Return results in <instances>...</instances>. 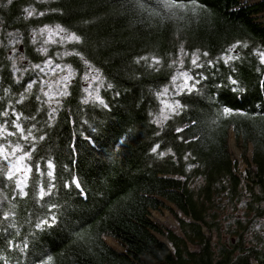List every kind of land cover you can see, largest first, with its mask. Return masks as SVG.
I'll return each instance as SVG.
<instances>
[{"label": "trees", "instance_id": "1", "mask_svg": "<svg viewBox=\"0 0 264 264\" xmlns=\"http://www.w3.org/2000/svg\"><path fill=\"white\" fill-rule=\"evenodd\" d=\"M263 14L264 0L1 1L0 264H264L238 218L264 217ZM57 26L79 42L45 44ZM164 209L180 232L153 222ZM223 214L240 234L216 250Z\"/></svg>", "mask_w": 264, "mask_h": 264}, {"label": "rangeland", "instance_id": "2", "mask_svg": "<svg viewBox=\"0 0 264 264\" xmlns=\"http://www.w3.org/2000/svg\"><path fill=\"white\" fill-rule=\"evenodd\" d=\"M1 1H9V0H0ZM250 3H257L261 0H247ZM262 21H264V14L262 15ZM56 28L57 27H52V28H48L52 30V34H50L49 32H44L41 33V31L39 32V34L41 35V37H43L44 43L47 45H61L63 43H65L68 40V36L70 34L64 32H56ZM47 41V42H45ZM73 42V41H70ZM18 45H21L20 41L18 43ZM185 57L186 54L181 55L178 59V73L176 74V77H178L181 80L180 82H176L173 81L172 84H174V89H177L178 92L182 87V83L185 84V80H187V84L189 85V78L188 76L185 77L184 75H182L183 73H186V63H185ZM20 61H23V58L19 59ZM59 66V67H58ZM58 66H54V70L53 73L56 74V85L59 86L62 85L63 89H66L65 86L70 85L75 77V74L73 72V70L66 66L64 67L63 65H58ZM69 69L71 70V74L69 72ZM65 77H67V79H65ZM81 80L83 81L84 84V88L86 90L87 95L90 96H95L97 94V89L101 86L102 81L99 78V76L96 74V72H91L89 74H85L82 76ZM166 105L171 106L169 103H166L164 105V109H163V114H162V120L166 119L169 115V113L171 111H173L172 107H166ZM166 117V118H165ZM232 131V130H231ZM234 133V132H233ZM230 134V133H229ZM234 146H231L229 143V151L232 155V159L234 161H238L239 162V166L237 167V171H244L245 168V163L243 162V156H244V148H243V144L242 142H240V140L238 141L236 139L235 133H234ZM248 156L249 159L252 160L253 157V147L249 146L248 148ZM167 205L171 206L170 204L167 203ZM172 207V206H171ZM175 211H177V209L175 208ZM178 212V211H177ZM226 216L227 214H223L221 216V222H220V240L217 242L215 241V245L214 248L217 250L220 247L221 243L224 244H228L229 242H236L238 235L240 233H242L244 235L245 241L248 245H254V246H261L264 243V217L261 218L259 221H251L249 222H245L246 216L244 215L243 212H240L239 215V219L241 221L242 224V231L239 233L240 229L237 226V224L235 223V221L233 220H227L226 221ZM151 219L153 220V222L168 228L172 231L175 232H180V226L177 222L176 217L167 209L162 210L161 212H152L151 214ZM203 231L205 232L206 235H209V232L206 228L203 229ZM239 233V234H237ZM114 248V247H113ZM117 251H122L123 248H114Z\"/></svg>", "mask_w": 264, "mask_h": 264}, {"label": "snow or ice", "instance_id": "3", "mask_svg": "<svg viewBox=\"0 0 264 264\" xmlns=\"http://www.w3.org/2000/svg\"><path fill=\"white\" fill-rule=\"evenodd\" d=\"M11 2H12V0H9V3H11ZM25 11L28 13L29 16H32V15H33L32 10L26 8ZM40 15H43V13L41 12ZM64 31H65V30H64L63 28H60L59 26H57V28H56V32H64ZM44 32H49L50 34H52V30H51V29H48V28L41 29V33H44ZM68 40H69V41H76V42H79L80 38H79L78 36H76L75 34H70V35L68 36ZM45 42H47V41H45ZM41 51H46V50L41 49ZM68 54H69V55H75L76 53H68ZM204 55H207V53H204ZM198 59H199V57H196V58H194V59L192 60L193 65H197V60H198ZM227 59H228V60H231V59H233V57H228ZM155 62H156V63H159L158 60H156ZM49 63H51V62L49 61ZM197 66H199V65H197ZM69 72H70V74H71V70H70V69H69ZM182 75H184L185 77H187V73H183ZM65 79H67V77H65ZM174 79H175V78H174ZM189 79H190V78H189ZM231 82H232L233 85H237V84H238V81H236V80H234V79H233ZM185 85H187V80H185ZM28 87L30 88V87H31V84H30ZM189 90L191 91V89H189ZM232 91H233V92H238V91H243V90H242V89H239V88H233ZM165 92H167V89H165ZM64 94H66V93H64ZM45 95H47V93H45ZM84 102L87 103V100H85ZM166 107H172L173 111H175L176 109H178L179 107H181V105L177 102V103H175L174 106L166 105ZM231 111H232V110H231L229 107H227V106H225V107L223 108V112H224V114H226V115L229 114ZM165 118H166V117H165ZM21 132H23V130H21ZM24 138L27 139V137H24ZM41 139H42V137H41ZM16 150H20L19 145L16 146ZM154 151H155V149H154ZM25 155H29V154L26 153ZM23 158H24V157L22 156L21 159H23ZM48 167H49V168L52 167L51 163H49ZM48 175L51 176L52 173L49 172ZM11 178H12V176H11V174H10V175H9V179H11ZM77 187H79V184H77ZM45 223H47V221H45Z\"/></svg>", "mask_w": 264, "mask_h": 264}, {"label": "bare ground", "instance_id": "4", "mask_svg": "<svg viewBox=\"0 0 264 264\" xmlns=\"http://www.w3.org/2000/svg\"><path fill=\"white\" fill-rule=\"evenodd\" d=\"M234 139H235V137H234V133H233V130H232V131H230V134H229V143H230L231 146H234V144H233L234 143ZM105 240L112 247L121 248V245L118 243V241L114 240L113 238L105 237Z\"/></svg>", "mask_w": 264, "mask_h": 264}, {"label": "water", "instance_id": "5", "mask_svg": "<svg viewBox=\"0 0 264 264\" xmlns=\"http://www.w3.org/2000/svg\"><path fill=\"white\" fill-rule=\"evenodd\" d=\"M108 244V243H107ZM109 245V244H108ZM109 246H111V245H109ZM112 247V246H111ZM113 248V247H112Z\"/></svg>", "mask_w": 264, "mask_h": 264}]
</instances>
